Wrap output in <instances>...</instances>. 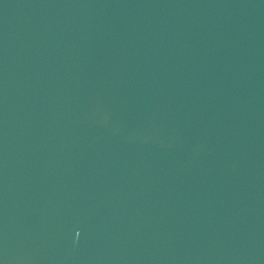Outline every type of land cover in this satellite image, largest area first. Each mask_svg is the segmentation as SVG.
<instances>
[{
    "label": "water",
    "instance_id": "obj_1",
    "mask_svg": "<svg viewBox=\"0 0 264 264\" xmlns=\"http://www.w3.org/2000/svg\"><path fill=\"white\" fill-rule=\"evenodd\" d=\"M0 264H264V0H0Z\"/></svg>",
    "mask_w": 264,
    "mask_h": 264
}]
</instances>
